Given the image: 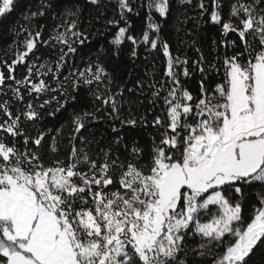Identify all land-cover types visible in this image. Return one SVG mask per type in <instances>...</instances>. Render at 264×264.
Masks as SVG:
<instances>
[{"label":"snow or ice","instance_id":"1","mask_svg":"<svg viewBox=\"0 0 264 264\" xmlns=\"http://www.w3.org/2000/svg\"><path fill=\"white\" fill-rule=\"evenodd\" d=\"M181 3L217 28L214 59L162 39L154 13L167 19L170 0H116L111 18L105 0H86L90 18L79 0H39L12 22L0 60V264H264V0ZM20 6L0 0V20ZM97 20L115 29L114 49L78 65ZM126 42L130 58L162 53L159 78L117 83L110 64ZM41 49L53 61L37 63ZM140 96L150 108L125 109ZM66 113L63 156V124L24 127ZM105 118L113 135L93 151L84 133Z\"/></svg>","mask_w":264,"mask_h":264},{"label":"trees","instance_id":"2","mask_svg":"<svg viewBox=\"0 0 264 264\" xmlns=\"http://www.w3.org/2000/svg\"><path fill=\"white\" fill-rule=\"evenodd\" d=\"M136 2L139 3V0H136ZM195 2L196 0H193L194 5ZM38 3L39 0H20L21 6L14 10L7 19L0 20V60L6 58L5 53L8 52V46L12 42V36L8 33V29L12 26V22L16 21L17 25L24 24L25 21L23 20L21 13L25 12L28 8L35 10L33 5ZM79 3L84 9L82 18H90V14L95 15L91 10V6L86 4V0H79ZM105 3L107 4L105 15L111 18L115 14L113 8L116 5V0H105ZM170 4L171 13L167 19L161 18L158 14L154 13L156 19L162 24V39L169 41L174 50H179L181 54H187L189 57H195V47L202 46L208 58L214 59L216 56V49L212 46V42L213 40H219L217 28L207 23H198L195 18L197 17L199 10L194 6L189 7L181 3V0H170ZM145 17L146 12L143 9H140V16H130L133 31L137 35H139L140 27L145 23ZM45 22L51 26L53 23L51 20V14ZM94 24L95 29L92 30L93 34L89 38L92 47L85 48L81 56L75 60V63L78 65L83 66L86 64L89 56H91L92 59H95V53L99 52L101 48L105 50L106 54L108 53L109 48L114 49V46L110 45V41L113 38L115 29L110 25L105 27L102 20L94 21ZM47 32L48 28L45 29V35H47ZM193 40L196 41V45L189 47V44H191ZM130 49L131 44L126 42L121 45L120 56L118 58H112L110 67L116 70L115 75L117 83L126 81L128 86L132 87L134 86L133 82L136 79L148 81L152 79L153 76H155V78L160 77L163 68L162 62L165 59L162 53L154 52L150 54L141 47L138 50V57L130 58ZM54 51L55 50H53V52ZM220 51H223L222 45ZM40 56L41 59L37 61V63H43L45 60L51 62L54 59V55L47 54L44 49H41ZM22 73L23 69L18 68V75ZM66 74L67 73L65 72V75ZM145 92H147V89H145ZM130 95L131 94L127 92L125 93V97ZM137 95H139V93H137ZM139 98L143 101L142 105H130L129 103H126L125 109L131 106L132 111L143 112L145 109L151 107L148 99L144 96H140ZM136 99L137 97L135 95L131 96V101H136ZM89 100H91V97H89ZM35 103H39V101H35ZM85 107L89 110L92 108L90 104H86ZM48 110L49 109H45V111ZM66 116L67 113L64 116H59V114H57V117L46 116L38 125L33 126L31 122H28L24 127L26 128V131L34 136L38 129H43L45 127L59 128L61 124H63L64 128L62 134L57 137L59 141H62L61 155L63 156L67 153V138L71 131ZM112 126V122L107 118L95 121L88 126V131L85 132L84 135L92 141V144H90L89 147L92 148L93 151L97 149L98 145L102 146L106 140L113 135L111 132ZM115 126H118V123ZM134 131L137 133V139H141L142 141L150 140L148 130L136 129ZM128 134L131 135L132 130H129Z\"/></svg>","mask_w":264,"mask_h":264}]
</instances>
